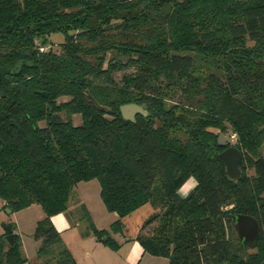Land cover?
Masks as SVG:
<instances>
[{"label":"trees","instance_id":"obj_1","mask_svg":"<svg viewBox=\"0 0 264 264\" xmlns=\"http://www.w3.org/2000/svg\"><path fill=\"white\" fill-rule=\"evenodd\" d=\"M129 103L147 115L124 119ZM262 146L264 0H0V199L41 205L37 264H77L50 217L93 178L117 219L98 229L82 204V235L117 250L119 234L169 264H264ZM236 214L259 223L252 252L236 249ZM2 228L0 264H32Z\"/></svg>","mask_w":264,"mask_h":264},{"label":"rangeland","instance_id":"obj_2","mask_svg":"<svg viewBox=\"0 0 264 264\" xmlns=\"http://www.w3.org/2000/svg\"><path fill=\"white\" fill-rule=\"evenodd\" d=\"M60 36L61 34H58L56 35V37L54 36V38H57ZM53 49L57 52L60 50L58 45H53ZM205 68H206L205 64H202L201 62L196 61L195 66H194V72L196 74L203 73ZM120 76H121V73H115L114 78L116 80H119ZM79 122H80L79 116H74V123L79 124ZM226 135H227L226 138L230 142L233 143L235 141V137L233 136V134H231L230 129L227 130ZM261 153L264 154V146H262L261 148ZM194 184H195V181L192 178L188 179L181 186L179 192L182 195H185L193 187ZM97 187H99V183L95 178L78 183L76 185V188L73 190L70 196V201L72 202L74 200H77V196L78 197L80 196L81 198H83L89 203L92 219H94L99 224H107V223L111 224L113 221L117 219V215L115 212L106 210L105 206H102L103 208H101V205H103L102 201L98 200V198L96 199L95 197V195L97 196V193L99 191V188ZM95 188H96V191H95ZM59 214L61 213H57L56 215H59ZM44 217H45V213L41 205H39L38 203H32L31 205L23 209L10 212L9 209L4 207V202L0 199V235L3 233V228H2L3 223H8V222L14 223L16 227V232L18 233L21 244H22L24 254L28 258V260H33L37 258L36 252H37V249L41 241L35 239L33 237V233H34V230L38 222L41 221ZM51 217H50V220H51ZM80 224H81L80 227L82 226L84 227L86 224V221L83 219L81 220ZM57 225L59 226V224ZM58 232H59L60 238L63 243H64V240H68V241L74 240L73 242H75L76 241L75 239L79 235V230L77 228L71 229V231H68V229L66 230L62 227H59ZM252 251L254 250H250L249 252H252Z\"/></svg>","mask_w":264,"mask_h":264},{"label":"crops","instance_id":"obj_3","mask_svg":"<svg viewBox=\"0 0 264 264\" xmlns=\"http://www.w3.org/2000/svg\"><path fill=\"white\" fill-rule=\"evenodd\" d=\"M75 188L76 185L73 190ZM97 188H99V191L97 190L98 193L95 197L101 200L99 196L100 187ZM82 204L86 207L92 218L89 203L80 196H77V200L72 202L69 200L65 212H61L59 215L55 214L51 217V222L53 221L52 224L57 231L59 227L66 230L68 229V231L75 228L79 230V235L75 239V242H73L74 240H64L65 245L69 248L77 264H169L168 259L165 257L145 253L138 241L132 240L123 242V238L119 234H113V237L121 243L117 250L105 246L91 233L82 235L81 233L85 228V226L80 227ZM102 206L104 205H101V208H103ZM92 220L98 229H107L110 225V223L99 224L94 219ZM57 224H59V226ZM29 261L32 264H37L39 262L37 258Z\"/></svg>","mask_w":264,"mask_h":264},{"label":"water","instance_id":"obj_4","mask_svg":"<svg viewBox=\"0 0 264 264\" xmlns=\"http://www.w3.org/2000/svg\"><path fill=\"white\" fill-rule=\"evenodd\" d=\"M121 115L124 119L134 121L137 114L147 115L142 105L129 103L120 107ZM225 138L219 136V144L224 145ZM219 157L224 163L225 171L228 177L236 179L240 176L241 153L235 146H228L219 153ZM231 223L234 232L243 246L244 243L253 242L259 234V223L250 215L236 214L231 216ZM9 244L13 243V235L5 237Z\"/></svg>","mask_w":264,"mask_h":264},{"label":"flooded vegetation","instance_id":"obj_5","mask_svg":"<svg viewBox=\"0 0 264 264\" xmlns=\"http://www.w3.org/2000/svg\"><path fill=\"white\" fill-rule=\"evenodd\" d=\"M236 236H237V234H236ZM235 243H236V249H237V250L245 251V249H246L247 252H249L250 250H252V248H245V246H246L247 244H249V243H244L243 246H241V243H240L238 237H237V241H235ZM251 243H252V242H251Z\"/></svg>","mask_w":264,"mask_h":264},{"label":"built area","instance_id":"obj_6","mask_svg":"<svg viewBox=\"0 0 264 264\" xmlns=\"http://www.w3.org/2000/svg\"><path fill=\"white\" fill-rule=\"evenodd\" d=\"M41 50H43V48H41ZM234 136V135H233Z\"/></svg>","mask_w":264,"mask_h":264}]
</instances>
